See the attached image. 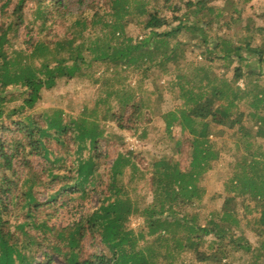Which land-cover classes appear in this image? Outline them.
<instances>
[{"label": "trees", "instance_id": "1", "mask_svg": "<svg viewBox=\"0 0 264 264\" xmlns=\"http://www.w3.org/2000/svg\"><path fill=\"white\" fill-rule=\"evenodd\" d=\"M45 1L33 0L40 31L49 22ZM212 1L101 0L99 4L92 0L91 14L81 9L66 33L50 36L46 30L34 36L33 25L24 24L27 0H1L0 264H31L39 250L44 258L40 264H48L52 253L61 255L65 264H177L173 258L183 251L191 252L195 261H221L231 259L239 250L246 254L243 264H262L264 175L257 168L264 170V155L253 157L250 147L255 139L264 140V28L248 18L246 29L253 26L254 31L244 44H235L232 38H206L203 26L210 22L204 23L206 14L220 12L211 5ZM225 1L233 6L237 3ZM165 9L173 12L172 20L163 14ZM135 18L142 31L157 36L155 46H163L162 52L165 48L168 51L171 36L184 33L188 43L199 50L201 59L209 63L221 60L223 73L232 69V85L239 79L244 84L243 88L236 85L237 90H229L227 101L220 99L226 97L229 85L214 86L210 96L192 94L193 105L179 114L170 112L168 117L179 121L191 136L190 168L182 169L172 154L151 159L149 187L153 196L151 202L142 205L134 204L135 191L132 188L130 192L131 188L122 182L124 175L135 182L141 171L130 152L117 154L110 166L101 170L105 155L100 149L104 133L100 124L88 117L83 119L85 113L64 120L61 110L35 112L41 91L52 88L61 78L97 81L93 71L96 63L133 68L146 60L154 65L155 47L153 54L143 49L138 53L149 38L143 43L134 42L126 34V25ZM169 20L177 22L176 28H169ZM21 26L28 35L25 49L14 47ZM162 27L165 29L160 30ZM255 33L260 39L252 44ZM242 52L257 59V70L246 62ZM250 85L256 91L248 106L251 118L246 121L238 110L232 113L231 109H238L236 101ZM217 99L219 103H215ZM127 106L135 118L140 111L138 102ZM109 114L103 112L100 119L105 121ZM172 123H167L166 128ZM227 123L237 125L232 135L245 144L251 159L244 161V166L250 176L237 177L233 194L226 195L221 207L211 211L201 224L199 210L190 216L185 212L189 213L195 204L201 207L205 188L199 185L198 177L212 167V159L218 158L216 143L210 138L212 128L214 124ZM34 157L42 158L40 169L34 167ZM147 170L146 167L144 173ZM90 184L94 188L102 185L99 204L67 226L51 224L53 211L45 212V206L55 209L77 191L84 195ZM44 193L46 197L41 198ZM238 198L243 199L242 213L234 204ZM132 213L143 218L141 226H128ZM178 226L183 231L176 236ZM247 231L256 236L255 245L245 235ZM209 235L208 250H202L203 237ZM88 239L99 250L86 254Z\"/></svg>", "mask_w": 264, "mask_h": 264}, {"label": "rangeland", "instance_id": "2", "mask_svg": "<svg viewBox=\"0 0 264 264\" xmlns=\"http://www.w3.org/2000/svg\"><path fill=\"white\" fill-rule=\"evenodd\" d=\"M91 1L46 0L45 2L48 4L46 12L49 14V22H47L46 29L40 31L41 26L39 19L36 17L35 4L33 0H27L24 8V24L33 25V32L31 33L34 36L38 35L39 31L43 35L46 30H48L47 33L50 36L64 34L73 17L81 9L84 10L83 12L86 15L91 14L92 9L89 7ZM95 1L99 4L101 3V0ZM236 2L234 6L225 0H213L211 2V5L220 12L217 13V10V14L215 12L206 14L204 23L210 20L208 25L203 26L206 38H232L235 44H244L245 38L251 36L254 31L253 26L252 29H246L248 18L253 19L255 26L264 28V0H236ZM163 14L172 20L173 12L169 9H165ZM106 17L108 18V16ZM176 25V21H171L169 28L174 29ZM164 29L162 27L160 30ZM125 31L134 42L141 41L143 43L145 39L149 38L148 42L140 47L138 53L143 49L152 50L153 54L156 48L153 54L154 65H150L151 63L146 60L139 61L138 66L133 67L134 69L129 66H113L106 62L96 63L93 66V71H95L97 81H92L93 79L88 78H61L52 88L41 91V98L36 104L35 112L48 111L50 113L52 110H55V112L61 110L64 120L79 117L82 113H85L83 114V119L88 117L100 124L104 132L100 141V149L105 155L101 170L108 168L117 154H129L130 152L132 154L130 156H132L134 161H137L141 171L137 172L134 178L136 179L135 182L131 183L129 177L125 175L122 178V182L125 183L126 187L131 188L130 192L135 191V193H132L134 204L139 202L142 205L151 202L153 196V192L149 187V174L151 171L149 163L151 159L157 160L162 156L172 154L179 161L182 169L190 168L191 136L187 129H182L183 125L179 121L168 117L170 112L179 114L182 110L193 105L190 97L192 94L201 98L210 96L214 86L229 85V88L228 86L226 88L227 92H224L226 97L220 99L221 101H227V97L230 95L229 90H237V83L232 85L230 82L233 76L232 69L226 74L223 73L224 68L220 66L221 60L209 63L201 59L199 50L188 43L186 36L183 37L184 33H180V35L175 33L171 36L168 39V51L165 48L164 52H162L163 46L160 45V48L155 46L157 36L148 34V31H142L140 24L136 23V18L135 21L128 22ZM26 32V28L21 26L18 40L14 44L15 48H28L25 43V40L28 39ZM259 39V35L256 34L251 43L257 44ZM242 55L246 58V62L250 63L251 67L258 69L256 58L251 57L250 53L246 52H242ZM255 91L256 89L250 85L246 93L242 92V96L236 101L238 109L232 108V113L238 110L237 113L242 114L245 120L249 121L251 118L249 110L252 109L248 106L253 101ZM132 102H138V106H140V111L138 110L139 113L135 118L130 116L132 111L127 106ZM215 103H219V100L217 99ZM14 104L16 102L12 103V105ZM107 111L110 112L108 118L105 121L101 120L102 113ZM92 112L94 113L91 114ZM119 117H122V119L118 123ZM185 120L182 117V121L184 122ZM170 122L173 123L167 129L166 125ZM236 128V124L230 125L229 123L213 125L210 138L216 143L218 158L212 159V167L198 177L199 185L205 188V193L200 203L201 207L195 204L194 209H189V213L185 212V216H190L191 213L193 214V212L199 210L198 221L201 224L203 223L202 220L211 211L221 207L226 195L233 194V181L239 176L249 175L248 167L247 165L244 166V161L247 163L251 158L247 154L248 151L245 148V144L241 142L242 139H237L232 135ZM250 150L255 154L253 157H259V153L264 155L263 138L255 139ZM41 161L42 158L40 157L33 158V165L36 169H40ZM146 167L148 170L144 173ZM257 169L260 175H264V170L259 167ZM101 189L102 185L94 188V185L90 184L84 195L77 191L70 195L71 198L65 197L63 200H66V202L63 205H60L59 202L55 209L48 205L45 206V212L53 211L50 223L57 226H67L74 220H78L81 215L99 204L102 196L100 193ZM45 197L46 194H42L41 198ZM234 204L238 212L242 213L243 199H236ZM132 218H137L141 221L139 226L143 224V218L132 213L128 220L130 228H133L130 224ZM182 231V226H178L174 234L177 236ZM245 235L253 245L256 244V236L251 231H247ZM210 239V235L203 237L202 250H208L207 244ZM262 241L264 242V236ZM96 250H99L97 244L91 243L88 239L85 243L86 254ZM245 257L246 254L243 255V251L239 250L236 251L231 259L195 261L191 252L183 251L176 255L173 260L177 264L181 262L185 264H243ZM43 260V255L41 250H39L34 254V260L31 264H40L39 262ZM48 261V264H65L61 255L56 253L50 254ZM258 261L260 262V259ZM261 262L264 264V256Z\"/></svg>", "mask_w": 264, "mask_h": 264}, {"label": "built area", "instance_id": "3", "mask_svg": "<svg viewBox=\"0 0 264 264\" xmlns=\"http://www.w3.org/2000/svg\"><path fill=\"white\" fill-rule=\"evenodd\" d=\"M237 85H239L241 88H243V81H242V79H239L237 81ZM140 223H141V221L139 219H137V218H132L130 220V224L133 226V228L138 227L140 225Z\"/></svg>", "mask_w": 264, "mask_h": 264}]
</instances>
